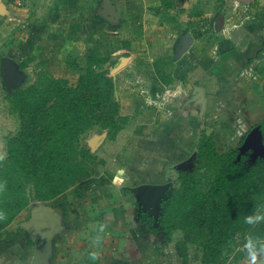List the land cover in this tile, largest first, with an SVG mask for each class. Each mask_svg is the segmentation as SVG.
I'll use <instances>...</instances> for the list:
<instances>
[{
    "label": "rangeland",
    "instance_id": "374dc122",
    "mask_svg": "<svg viewBox=\"0 0 264 264\" xmlns=\"http://www.w3.org/2000/svg\"><path fill=\"white\" fill-rule=\"evenodd\" d=\"M0 4L6 11L0 13V78L4 81L2 84L0 82L1 154L4 151L5 138L14 133L17 127L15 118L8 114L5 96L14 88L34 81L35 65L39 60L24 71L16 70L23 53L20 52L18 57L11 51L17 46L19 39L13 22L15 7L12 0H0ZM255 7H258L260 12L264 11V0H255ZM226 12L222 9L219 14H214L213 23L210 22L211 27L208 25V41L212 45L218 43L220 51L229 48L228 45H221L225 40L218 37V30L223 25L222 16ZM262 23L261 26L264 25V20ZM64 39L65 42L61 45L63 48V45L67 44V53L64 54L66 70L63 75L70 84H74L78 76L85 71L84 58L92 45L86 42V39H80L78 35L70 33ZM58 41L60 40L56 39L55 44H58ZM187 41L184 39L178 45L179 59L182 57L179 52L187 46ZM75 44L79 47H75ZM258 47L259 56L264 61V36L259 39ZM109 51L113 53L114 50ZM121 56L118 53L111 54V61L105 66L112 77L120 72L116 67ZM263 61L257 70H252V75L249 67L237 69L239 65L236 66L233 74L218 81V85H212L213 92L207 93L219 98L221 93L226 94L229 91L227 82L232 83L235 79L244 77L241 81L246 84L240 86L244 91L243 98L249 99L250 94L257 102L256 112L251 118H240L246 124L244 127L242 123L244 130L230 122L227 114L218 115L219 110L215 108L207 110L205 115L204 90L197 85L192 89L188 88V93L185 94L179 90L178 117L170 116V100L173 99L168 94H163L162 100H159L158 96L155 99L154 95L144 94V99L141 97L142 100L139 99L138 102L143 112L135 113L132 108V96L138 95L140 89L137 85L121 86L119 89L117 85L116 101L121 106L122 101H126V112L122 113L136 114L131 116L126 134L115 145H110L112 143L107 137L96 149V163L89 178L78 182L51 201H32L12 223L0 230V264H30L33 253L39 249H47L50 253L45 264H182L174 246L175 241L181 239L180 233H173V240L166 245L160 234L153 235L147 231L146 226L138 224L136 212L144 204L148 207L149 203L145 201L144 193L138 192L137 188L141 185H165L168 188L162 196H165L168 190L176 189L180 169L184 165H192L197 141L201 135H211L219 153H227L243 143L245 136L264 118V75L261 76L264 74ZM44 66L51 73L46 63ZM217 66H220L218 71L224 68L223 64ZM261 70L263 72L259 73ZM53 75L58 76L59 73L53 70ZM145 88L147 92L152 89L150 85ZM198 89H202L203 101L199 97ZM240 131L243 134L238 135ZM101 133L102 131L93 132L96 135ZM90 135L89 133L82 139L84 147ZM254 139L256 144L251 150L252 158L264 154L259 135H254ZM159 152L163 156L161 159L158 158ZM45 215L51 219L50 237L29 245L23 236L21 224L30 222L35 217L44 218ZM101 223L107 226L104 239L99 247H93L91 240L96 234L97 225ZM91 251L99 253L98 259H90ZM186 254L189 263L200 262L202 252L199 247L188 244ZM238 264H247L246 258Z\"/></svg>",
    "mask_w": 264,
    "mask_h": 264
},
{
    "label": "trees",
    "instance_id": "16d2710c",
    "mask_svg": "<svg viewBox=\"0 0 264 264\" xmlns=\"http://www.w3.org/2000/svg\"><path fill=\"white\" fill-rule=\"evenodd\" d=\"M34 62L35 57L28 56L16 70ZM107 63L98 49L90 50L84 73L70 84L54 78L44 62L37 61L34 81L7 92V111L17 127L5 138L0 154V211L5 214L0 230L32 201H51L92 175L96 156L81 143L86 135L107 131L113 141L127 125ZM257 126L264 151V118ZM239 146L219 153L213 137L201 135L194 168L179 172L178 187L159 204L157 220L140 221L153 235L160 230L166 245L173 233L181 234L174 246L182 264H191L188 244L201 249L195 264H238L246 258L236 237L249 231L244 216L264 211V154L252 158L251 149L242 153ZM253 231L264 236V224Z\"/></svg>",
    "mask_w": 264,
    "mask_h": 264
},
{
    "label": "crops",
    "instance_id": "0c3cea01",
    "mask_svg": "<svg viewBox=\"0 0 264 264\" xmlns=\"http://www.w3.org/2000/svg\"><path fill=\"white\" fill-rule=\"evenodd\" d=\"M12 1L15 7L14 29L20 40L11 51L18 57L20 52L23 53L18 63L33 56L36 61L46 63L54 78L67 79L63 75L67 44L63 48L61 44L70 33L86 39L92 45L89 51L98 49L108 62L111 61V54L122 55L116 67L120 69V75L116 73L112 77L115 92L117 85L119 89L127 85L138 86V95L132 96L135 113L143 112L138 102L142 100L141 97L144 99V94L154 95L155 99L158 96L159 100H162L163 94H168L173 99L170 100V116L178 117L179 90L185 94L188 88L192 89L195 85L204 90L205 115L207 110L215 108L219 110L218 115L227 114L230 122L244 130V122L240 118H251L256 112V98L250 94L249 99L243 98L244 91L240 86L246 84L241 81L244 77L232 83L226 81L229 91L226 94L222 91L219 98L207 94L213 92L212 85H218V81L228 78L236 68L249 67L252 75V70L263 61L258 53V42L264 36V25L261 26L264 11L260 12L255 7V0ZM222 9L227 12L222 16L223 25L218 30V37L225 40L221 45H228L229 48L220 51L218 43L212 45L208 41V29L213 23L214 14H219ZM56 39L60 40L58 44H55ZM184 39L190 45L179 59L178 45ZM75 47L79 45L75 44ZM110 49L114 50L113 53ZM85 59L83 64L86 68ZM217 64L224 65L222 71H218L220 66ZM53 70L59 75L54 76ZM146 85L152 87L149 92ZM125 102L122 101V106L119 104L120 114L125 111ZM135 113H122L121 116H126L129 122ZM127 125L115 140L110 141V145H115L126 134ZM243 125L245 127L246 124ZM159 153L158 158H163Z\"/></svg>",
    "mask_w": 264,
    "mask_h": 264
},
{
    "label": "water",
    "instance_id": "95a60500",
    "mask_svg": "<svg viewBox=\"0 0 264 264\" xmlns=\"http://www.w3.org/2000/svg\"><path fill=\"white\" fill-rule=\"evenodd\" d=\"M6 12L4 8L0 4V13ZM187 44L181 51L180 54H183L188 46ZM114 81V78H113ZM196 89V88H195ZM199 97L203 101V93L202 89H198ZM115 95V94H114ZM95 132V131H93ZM91 132L90 138L86 142V148L93 154L96 149L101 146L105 139L107 138V131H102L100 135L93 134ZM259 135V127H254L244 138L242 145L239 150L241 152L247 151L253 148V145L256 144L254 135ZM260 138V135H259ZM261 143V142H260ZM262 147V146H261ZM168 187L165 185H141L137 188V191L140 193H144V199L149 203L148 206L155 207L157 203L161 200L162 194ZM166 197V196H165ZM22 229L26 236L31 239L34 243H38L43 237H50L48 233V228L41 220H34L32 222H26L21 224ZM50 253L47 249H39L33 253L31 263L30 264H45L48 260Z\"/></svg>",
    "mask_w": 264,
    "mask_h": 264
},
{
    "label": "clouds",
    "instance_id": "9594fccd",
    "mask_svg": "<svg viewBox=\"0 0 264 264\" xmlns=\"http://www.w3.org/2000/svg\"><path fill=\"white\" fill-rule=\"evenodd\" d=\"M3 156H0V160ZM4 190V185L0 184V191ZM5 218V214L0 211V220ZM243 223L248 226L249 231L242 237L238 234L236 240L239 242L240 249L245 253L247 264H264V236L254 233V229L264 224V211L257 210L244 216ZM106 225L101 223L97 225L96 234L92 237L93 247H99L103 242ZM89 257L96 260L99 257L97 251H91Z\"/></svg>",
    "mask_w": 264,
    "mask_h": 264
},
{
    "label": "flooded vegetation",
    "instance_id": "af4514ba",
    "mask_svg": "<svg viewBox=\"0 0 264 264\" xmlns=\"http://www.w3.org/2000/svg\"><path fill=\"white\" fill-rule=\"evenodd\" d=\"M2 81H3V78L1 77L0 78ZM4 82V81H3ZM93 132V131H92ZM250 150V149H249ZM252 150V149H251ZM248 151V150H247ZM192 168H194L193 164L190 165V166H187V165H184L180 171H185V170H191ZM169 191V190H168ZM168 191L166 192L165 196H167V193ZM165 196H162L161 197V200L159 201V203H157V205L155 207H152V206H148L146 207V205L144 204L143 207L140 208V210H138V212H136L135 216L137 218V221H138V224L140 226H146L145 223H140L141 220H143L142 218L144 217H152L153 219H156L157 220V214H158V206L159 204L162 203V201L165 199ZM34 220H41L43 223H45V225L47 226L48 228V233L49 235H51V219L49 216L45 215L44 218H39V217H35L33 218L30 222L34 221ZM147 227V226H146ZM161 235V239H162V233L161 231L159 230V232L157 234H154V235ZM23 236L26 237V240L28 241L29 245L31 243H34L31 239H29L26 234L24 233L23 231ZM48 237H43L42 239H47ZM40 241V240H39ZM163 241V239H162ZM164 242V241H163Z\"/></svg>",
    "mask_w": 264,
    "mask_h": 264
},
{
    "label": "built area",
    "instance_id": "2783aa9c",
    "mask_svg": "<svg viewBox=\"0 0 264 264\" xmlns=\"http://www.w3.org/2000/svg\"><path fill=\"white\" fill-rule=\"evenodd\" d=\"M241 134H243V132H242V131H240V132L238 133V135H241Z\"/></svg>",
    "mask_w": 264,
    "mask_h": 264
}]
</instances>
